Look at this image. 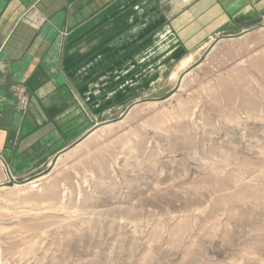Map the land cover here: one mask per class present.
<instances>
[{"label":"rangeland","instance_id":"1","mask_svg":"<svg viewBox=\"0 0 264 264\" xmlns=\"http://www.w3.org/2000/svg\"><path fill=\"white\" fill-rule=\"evenodd\" d=\"M220 1L40 172L0 161V264H264V1Z\"/></svg>","mask_w":264,"mask_h":264},{"label":"crops","instance_id":"2","mask_svg":"<svg viewBox=\"0 0 264 264\" xmlns=\"http://www.w3.org/2000/svg\"><path fill=\"white\" fill-rule=\"evenodd\" d=\"M220 3L0 0V161L17 179L40 172L85 130L83 100H97L100 87L128 70L141 82L148 49L178 34L195 42L193 20L202 26L198 36L209 35L216 30L211 21L226 17Z\"/></svg>","mask_w":264,"mask_h":264},{"label":"built area","instance_id":"3","mask_svg":"<svg viewBox=\"0 0 264 264\" xmlns=\"http://www.w3.org/2000/svg\"><path fill=\"white\" fill-rule=\"evenodd\" d=\"M2 108H3V105H2V103H1V101H0V114H1V112H2ZM0 160H1V158H0Z\"/></svg>","mask_w":264,"mask_h":264}]
</instances>
